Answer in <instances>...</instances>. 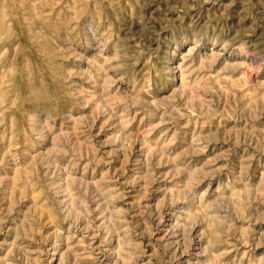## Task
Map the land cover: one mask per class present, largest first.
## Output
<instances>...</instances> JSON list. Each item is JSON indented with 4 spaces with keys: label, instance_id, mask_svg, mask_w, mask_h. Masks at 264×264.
I'll list each match as a JSON object with an SVG mask.
<instances>
[{
    "label": "rangeland",
    "instance_id": "obj_1",
    "mask_svg": "<svg viewBox=\"0 0 264 264\" xmlns=\"http://www.w3.org/2000/svg\"><path fill=\"white\" fill-rule=\"evenodd\" d=\"M0 264H264V0H0Z\"/></svg>",
    "mask_w": 264,
    "mask_h": 264
},
{
    "label": "bare ground",
    "instance_id": "obj_2",
    "mask_svg": "<svg viewBox=\"0 0 264 264\" xmlns=\"http://www.w3.org/2000/svg\"><path fill=\"white\" fill-rule=\"evenodd\" d=\"M248 60L250 63L248 65V71L246 72V77L248 81L252 82L254 80H257V78L261 75L263 71V58H261L260 53L252 51V54L250 58H248Z\"/></svg>",
    "mask_w": 264,
    "mask_h": 264
}]
</instances>
